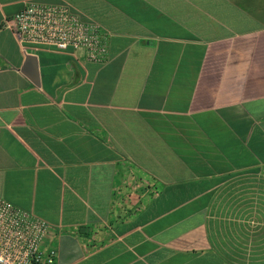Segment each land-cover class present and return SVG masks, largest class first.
<instances>
[{"label": "crops", "instance_id": "0c3cea01", "mask_svg": "<svg viewBox=\"0 0 264 264\" xmlns=\"http://www.w3.org/2000/svg\"><path fill=\"white\" fill-rule=\"evenodd\" d=\"M30 1L98 24L107 61L23 49ZM1 200L57 264H264V0H0Z\"/></svg>", "mask_w": 264, "mask_h": 264}, {"label": "built area", "instance_id": "2783aa9c", "mask_svg": "<svg viewBox=\"0 0 264 264\" xmlns=\"http://www.w3.org/2000/svg\"><path fill=\"white\" fill-rule=\"evenodd\" d=\"M4 28L23 49L72 50L81 52L87 62L99 64L108 59V35L67 6L27 2L22 11L5 18ZM50 230L44 220L1 200L0 264H57L59 251L48 241Z\"/></svg>", "mask_w": 264, "mask_h": 264}]
</instances>
